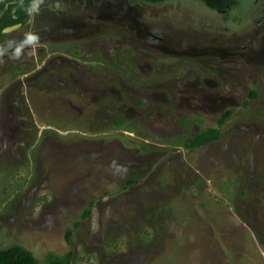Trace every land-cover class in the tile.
<instances>
[{
    "label": "rangeland",
    "instance_id": "374dc122",
    "mask_svg": "<svg viewBox=\"0 0 264 264\" xmlns=\"http://www.w3.org/2000/svg\"><path fill=\"white\" fill-rule=\"evenodd\" d=\"M110 1L95 0L96 19L87 20L80 36L65 43L36 38L27 44L22 38L14 50H19L16 62L0 79V247L21 245L43 264L50 254L69 253L72 264H264V26L258 23L262 15L254 12L262 1L237 0L229 21L220 23L230 33L248 32L246 38L238 36L236 46L251 43L256 55L252 72L226 71V64L223 69L212 67L218 56L209 53L208 43L176 49L164 37L157 42L170 49L162 54L166 65L135 76L144 86L137 93L146 88L153 92L150 84L157 80L156 85L165 84L158 93L169 89L172 99L164 104L147 98L138 109L143 117L126 122L123 129L115 125L120 119L117 108L127 101L124 88L131 85L116 70L119 64H132L125 51L134 46L105 22L114 21L116 26H110L120 28L118 22L133 21L144 5L129 3L120 9ZM149 7L143 15L150 13L154 31L167 30L169 40L187 37L194 24H213L218 16L197 0ZM126 14L128 20H119ZM98 15H103L98 30L105 29L89 34ZM72 47L83 48L84 56L71 54ZM136 61L142 66L153 62L145 56ZM5 64L2 59L3 70ZM80 77L86 87L81 90L75 86ZM206 79L220 81L209 98L222 108L192 122L200 113L188 110L180 98L190 84L199 80L204 85ZM91 87L124 91V101L109 90L98 95ZM254 89L259 96L250 101ZM225 110L234 115L221 128L219 141L194 152L182 147L197 126L217 127ZM185 118L188 123L179 125ZM69 125L77 128L68 131ZM70 133L79 138L65 140ZM128 181L136 184L126 191ZM90 202L91 213L83 219Z\"/></svg>",
    "mask_w": 264,
    "mask_h": 264
},
{
    "label": "flooded vegetation",
    "instance_id": "af4514ba",
    "mask_svg": "<svg viewBox=\"0 0 264 264\" xmlns=\"http://www.w3.org/2000/svg\"><path fill=\"white\" fill-rule=\"evenodd\" d=\"M31 1H32V4L31 3L30 5L25 4L23 6V2L21 1L12 2L11 0H0V19H2L5 15H7V11L9 10V7L11 6L13 8V10L10 9L11 14L13 15V20H17L18 16L16 15V11L19 10L20 6H23L21 11L27 14V17L23 24L20 23L16 25H11V26L4 28V30L2 31L3 38L0 42V79L6 76L5 74L6 72L10 71L9 66H12L16 62L15 56L18 54L17 51L19 50H17L16 52H14V50H16L15 48L16 45L18 46L21 44L22 38H23L22 42H25L27 44L29 42H32L33 40H36V38L38 41H41L42 43H44L45 41L47 42L49 40L52 41L53 44L58 43V42L65 43L70 38H75V37L80 36L81 34L80 27L82 24H85L87 20L96 19L93 16V14L96 13V9H97L96 8L97 6H95L94 4L95 0H90L89 1L90 5L89 4L85 5L84 0H31ZM114 1L116 2V6L120 7V9H123L125 7L124 4H127V6L133 5L135 7H140L144 5V7L142 8H137L140 10V14H135L136 18L133 21L131 20L132 22L131 21H128L126 23L118 22L120 25H122V27L119 25L120 28L114 27V26H113L114 28H112L110 26V25L116 26V23L114 21H112L111 23H110L111 20L105 22L107 24L106 28L108 27V28H111V30H114L116 34L118 35V37L120 38H122L121 37L122 35L124 40L127 41L130 44V46L132 47L134 46L133 49L125 51L127 53V56H126L127 59L128 60L130 59L131 60L130 62H132V64L127 63L125 66H123L122 64L121 65L119 64L118 65L119 70H116L118 73L122 74L125 80H129L128 82H130V85H131V86L124 88L125 94L128 96L126 102H131L132 100L135 102V99H137L136 106H129L128 104H126V102H124L121 106L117 108V111H118L117 114H119L120 120L124 122V126L126 125V122L132 123L136 120V118L141 119L143 117V115L138 111V109L144 106V101L147 98H150L153 100L154 99L163 100L164 104L169 103V100L172 99L173 92L169 89H166V91L164 89L165 92L158 93V90L160 88L165 87L164 86L165 84L162 83V85H159V84L156 85L157 80H153V83L150 84L151 90L153 92H150L146 88L143 94L137 93V92H140L142 89H144V86L141 82H139L140 78H136L135 76H139V74H142V72L148 69L149 70L150 69L153 70L155 68L159 69L161 68V66L166 65L164 61H162L163 59L162 56L163 55L165 56L166 54H168L170 52L169 51L170 49L168 47L161 46L162 44H159L157 42V41L163 42L164 37H165V42L168 43L167 45L172 46L170 45V42L171 43L173 42L175 43L174 48L176 49L178 47L182 48V45L184 46L189 43H192L195 47L199 43L201 47H204L205 45L202 43H208V45H210L212 48V50L211 48H209L210 51L212 52H209L208 51L209 49L205 51H208L210 54L213 53V55L216 54L218 56L216 62L215 61L213 62L212 67L217 66L219 69L220 68L223 69V67H225L224 65L226 64L227 65L226 71L237 72L238 70H241V72H245L246 70H249L250 72H252L251 66H253L256 63V55L253 53L251 49V43L246 44L245 42L244 43L241 42L240 44L241 47L236 46V42L240 40L238 36H242L246 38L248 35V32L243 33V34L238 33L237 27H236L237 32L230 33V29L221 27V25L224 22L229 21V18L231 15L230 13L232 9L224 10V11H214L215 13H217L218 16L216 18L217 20L213 24L207 23L204 19H203L204 23H201L199 27L197 26V24H194V27H197L196 29L194 27L189 29L188 27L189 24H188L187 25V28L189 29L188 31L189 32L193 31L192 34L190 32L191 35L187 34V37H184V38H181V37L178 38L176 35L174 39L169 40V38H167L166 36L168 34L167 30H164L163 31L164 33L161 31H157V30L154 31V28L150 25L151 14L146 13L143 15L142 13L144 10L143 8H145V6L149 7V6H152V4L133 2L130 0H114ZM168 1L166 0L163 3H167ZM257 1H262L263 4L261 6L255 5L254 12L256 15H260V16L262 15V20L258 23L264 26V0H256L254 3H256ZM107 2L110 3L111 1L107 0ZM129 3L131 5H129ZM163 3H159V4H163ZM155 5H158V4H153V6ZM112 6H113V3H112ZM134 12H136L135 9H134ZM107 16L109 15L107 14L106 17ZM120 17L122 18H120L119 20H124V22L125 20H128L129 18L128 14L124 16H120ZM101 18H103V15H98V19H97L98 21L93 23L91 26H89L90 28L89 34L93 33L94 35H97V33L99 34L104 31L105 28L100 29L101 31L98 30V24H99L98 22L102 20ZM135 20L136 21L139 20L140 24H137ZM78 21L80 22V24ZM221 22L223 23L220 25ZM170 23L174 24L173 22H170ZM171 24H170V27H168L170 29H172ZM161 26H163L162 27L163 29H167V28H164L165 24H161ZM211 26L214 27V31L211 30L210 28ZM150 27H152L153 29L151 30ZM9 28H15V29L13 31L6 33L5 30ZM99 28L101 27L99 26ZM208 28H210V30H208ZM219 29H224V32H225L224 35L216 36V34L218 33L217 31ZM175 33L177 34L178 31ZM231 35H235V36L232 37ZM19 36L21 37L19 38ZM127 38H131V39L134 38V41H132L131 39H127ZM217 39H221V41H218ZM116 41H121V40L119 38H116ZM262 42L264 43V39L262 40ZM118 43H121V42H118ZM208 45L207 47H210ZM79 49H80L79 47L77 48L72 47L70 53L74 55V52H78ZM115 49L119 51L118 50L119 47H115ZM176 49H175V52H172V53L176 54L178 52V50ZM146 50L151 51L153 53H148ZM235 50H238V51H235ZM8 51H11V53L8 55L2 56L3 53H7ZM56 51L59 52L60 50L56 49ZM80 51L81 53H83V48H81ZM199 51L202 52L203 50H199ZM205 51L204 53H208ZM110 52L112 55L113 54L112 50ZM125 52H119V53L124 54ZM193 54H196V53H193ZM144 56L153 62L151 63L150 61L149 62L147 61L145 66L138 64L136 59L144 58ZM225 58H229V59H225ZM237 58L240 60L239 64L237 60H233ZM2 59H5L6 61L4 70H3V65H2ZM59 59L64 60L66 58L59 57ZM208 60H209V57L207 59L206 57L202 59L203 63H208ZM236 64H238L239 68H237ZM77 66L80 67V64H77ZM202 67L205 68L204 65ZM200 71H203V69ZM206 72H208V70ZM157 74H160V71L158 73H155L156 76ZM114 76L116 80H118L119 76H116V75ZM228 76L229 75H227V77ZM126 77L128 79H126ZM229 77H233V76L231 75ZM120 81H123V80L120 78ZM255 81L258 82L257 80ZM219 82L220 81L213 82L211 79L210 80L206 79V80H203L204 85H202V83H200V81L198 80L197 83L194 82V84L192 85L190 84L189 91L187 90L184 93L185 94L184 97L180 98L186 101L185 106L188 108V110L194 109L195 111H193V113L194 112L200 113L198 114L196 118L192 119L193 120L192 122L194 121L197 122L199 120L198 118L200 117L202 118V114L208 113L209 110L216 112V109L222 108V105H220L219 102L216 103L215 101H213L212 98H209V95H211L209 94L210 91L215 90L219 86L220 84ZM76 83H78L77 84L78 86L76 84L75 86L78 87L80 90L86 88L84 85L81 84V77L79 78V80L76 81ZM191 86L194 89H196L195 92H192ZM155 87L157 88V90L155 89ZM89 88L90 86H87L88 92H90ZM207 88H210L212 90H209ZM91 89H94V91L98 93V95L106 94L105 92L109 90V92H112L119 98L118 100L124 101L123 100L124 91L123 92L119 90L113 91L111 90L113 89L112 87L109 89H103V90L99 88H94V87H91ZM252 91L257 92V98H255V100L258 99L259 93L257 89H254ZM252 91L249 92V95ZM251 100L252 99H250V101ZM247 105L244 104V107H246ZM222 111L223 109L218 113L220 114ZM226 111L228 110H225L223 114H225ZM223 114L221 116H223ZM162 115H160V117H162ZM187 120L188 118L180 120L179 125L185 126L188 123ZM181 122H184V125H182ZM194 124L196 125L197 123H194ZM124 126L118 127V128L123 129ZM170 126L172 125L170 124ZM197 128H198V131L194 134V136L198 134L199 132H201L202 130V128H200L199 126H197ZM125 130L128 131L127 128ZM11 131H13L12 128H10V132Z\"/></svg>",
    "mask_w": 264,
    "mask_h": 264
},
{
    "label": "trees",
    "instance_id": "16d2710c",
    "mask_svg": "<svg viewBox=\"0 0 264 264\" xmlns=\"http://www.w3.org/2000/svg\"><path fill=\"white\" fill-rule=\"evenodd\" d=\"M12 2H23V6L32 4L31 0H11ZM133 2H141V3H147V4H159L163 3L166 0H130ZM196 1V0H195ZM202 3H204L210 10L213 11H224L229 9H234L238 3L237 0H197ZM20 6L19 10L16 11L17 20H13V15L11 14V10H13L12 6L9 7V10L7 11V15H5L2 19H0V42L3 38L2 31L4 28L16 25V24H23L27 14L22 10V7ZM3 8V7H1ZM11 9V10H10ZM83 53H81L80 49L78 52H74V56H82ZM18 70H20L18 68ZM250 99L255 100L257 98V92L252 91L249 95ZM248 104L247 102L245 103ZM234 111L228 110L223 114V116L220 117V119L217 122V127L215 128H209L207 130L202 129L201 132L196 134L190 141L183 142L182 147L187 150L188 152H194L197 149H200L204 146H207L210 143L217 142L220 140L222 136L221 128L224 127V125L233 117ZM256 118V117H255ZM262 118V117H260ZM257 119V118H256ZM259 119V117H258ZM182 125H184V122H181ZM116 127H123L124 122L120 119H118L115 122ZM73 128H77L76 125H69L65 127L68 131L73 130ZM79 138V135L75 133L68 134L67 137L64 139L74 141V139ZM135 142V141H134ZM136 181H128L126 186L124 187V190L127 191L129 186L135 185ZM94 203L90 202L89 207L85 209L84 213L82 214V218L86 219L90 213L91 209L93 207ZM202 207H204V204H202ZM78 224H75V227H77ZM72 231L68 230L66 234V239L69 242L71 238ZM0 264H43L41 263L31 251L27 250L26 248L22 247L21 245H13L8 248H2L0 247ZM45 264H72V253H69L65 257H60L54 254L48 255Z\"/></svg>",
    "mask_w": 264,
    "mask_h": 264
},
{
    "label": "water",
    "instance_id": "95a60500",
    "mask_svg": "<svg viewBox=\"0 0 264 264\" xmlns=\"http://www.w3.org/2000/svg\"><path fill=\"white\" fill-rule=\"evenodd\" d=\"M15 28H9V29H6L5 32L8 33L10 31H13Z\"/></svg>",
    "mask_w": 264,
    "mask_h": 264
}]
</instances>
